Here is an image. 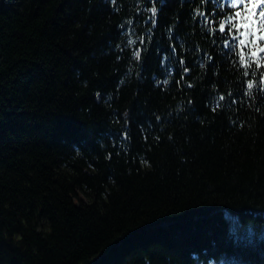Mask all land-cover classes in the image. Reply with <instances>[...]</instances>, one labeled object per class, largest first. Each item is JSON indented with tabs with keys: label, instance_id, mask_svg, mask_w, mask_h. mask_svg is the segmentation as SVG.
Listing matches in <instances>:
<instances>
[{
	"label": "trees",
	"instance_id": "16d2710c",
	"mask_svg": "<svg viewBox=\"0 0 264 264\" xmlns=\"http://www.w3.org/2000/svg\"><path fill=\"white\" fill-rule=\"evenodd\" d=\"M199 6L0 0V264H264V93Z\"/></svg>",
	"mask_w": 264,
	"mask_h": 264
},
{
	"label": "snow or ice",
	"instance_id": "6c2138e0",
	"mask_svg": "<svg viewBox=\"0 0 264 264\" xmlns=\"http://www.w3.org/2000/svg\"><path fill=\"white\" fill-rule=\"evenodd\" d=\"M148 2L152 4L148 9L152 13L149 20L155 27L158 19L156 4L160 5L162 11L167 0ZM112 3L115 5L116 0H112ZM193 21L198 23L206 35L212 37L213 44H222L224 55L242 70L245 79L241 83L246 84L248 89L245 94L251 96L254 87L264 93V0H200V6L193 10ZM172 38L175 39L174 36ZM127 43L131 45L133 40L129 39ZM140 43L143 44L144 41L141 40ZM171 50L175 53L174 45ZM141 53L142 49L133 51L132 55L136 61L141 60ZM119 58L118 56L117 59ZM209 60L212 61V58L209 57ZM179 64L184 73L189 72L183 58L179 59ZM253 76H258V79L253 80ZM187 86L192 87L191 84ZM227 96L230 98L233 93H228ZM225 99V95H219L215 99L216 107H220ZM231 102L236 101L233 99Z\"/></svg>",
	"mask_w": 264,
	"mask_h": 264
},
{
	"label": "water",
	"instance_id": "95a60500",
	"mask_svg": "<svg viewBox=\"0 0 264 264\" xmlns=\"http://www.w3.org/2000/svg\"><path fill=\"white\" fill-rule=\"evenodd\" d=\"M226 212H227L226 217H227V218L232 217V219H233V220H231V218H229L230 221H231V224H235V223H237L236 214H235V213H232V212H230V211H228V210H227Z\"/></svg>",
	"mask_w": 264,
	"mask_h": 264
},
{
	"label": "bare ground",
	"instance_id": "6f19581e",
	"mask_svg": "<svg viewBox=\"0 0 264 264\" xmlns=\"http://www.w3.org/2000/svg\"><path fill=\"white\" fill-rule=\"evenodd\" d=\"M229 218H231V220H233L232 217H229ZM229 225H230V219H229ZM231 226H233V224H231Z\"/></svg>",
	"mask_w": 264,
	"mask_h": 264
}]
</instances>
